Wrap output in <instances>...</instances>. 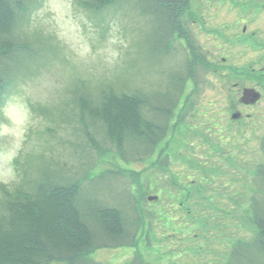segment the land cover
Instances as JSON below:
<instances>
[{
    "label": "rangeland",
    "instance_id": "rangeland-1",
    "mask_svg": "<svg viewBox=\"0 0 264 264\" xmlns=\"http://www.w3.org/2000/svg\"><path fill=\"white\" fill-rule=\"evenodd\" d=\"M186 1L161 51L153 42L158 29L137 0L99 11L77 0H26V53L3 59L4 81L16 86L0 108V187L12 191L43 169L64 179L85 175L84 195L138 223L130 247L90 255L100 264H229L241 241L258 242L252 199L264 203V0ZM175 81L184 82L177 92ZM102 88L169 96L166 132L175 137L143 161L123 162L102 133L88 132L71 100L75 89ZM243 88L262 99L244 108ZM237 111L242 118L231 120ZM86 133L97 134L105 151L98 155ZM167 153L168 166H160ZM183 186L190 199L178 207ZM201 243H210L207 252ZM251 256L263 264L253 249Z\"/></svg>",
    "mask_w": 264,
    "mask_h": 264
},
{
    "label": "trees",
    "instance_id": "trees-1",
    "mask_svg": "<svg viewBox=\"0 0 264 264\" xmlns=\"http://www.w3.org/2000/svg\"><path fill=\"white\" fill-rule=\"evenodd\" d=\"M25 1L0 0V108L10 88L16 86L12 78L4 81L9 72L3 65V59L7 55L11 59L21 53L24 55L28 46L20 39L21 10ZM137 1L142 13L149 16L158 29L156 34L153 28V42L162 51V47L167 46V35L173 30L172 18L185 9L187 1ZM112 2L115 0H77L80 6L92 11H99ZM34 6L35 3L27 16ZM178 82L175 81V92L183 85V81ZM74 91L71 100L77 106L84 127L88 132L93 127L95 133H102L123 162H140L155 153L165 137L168 119L172 115L174 101L170 98L167 101L169 96L163 99L162 96L139 91L111 88H102L94 94L90 90L83 93ZM97 134L86 133V137L99 155L105 149L95 138ZM166 162V158L159 157L160 166L167 167ZM258 174L260 184L264 185L263 171ZM86 179L85 175L64 179L43 169L36 177L28 179L27 184L12 191L0 187V264H100L90 258L94 251L130 246L137 232V220L130 222L121 208L102 205L93 197L84 195L82 185ZM185 191L183 186V201L178 203V207L190 199ZM252 200V208H256L253 210V222L258 242L250 247L249 243L241 241L243 244L236 247L229 264H254L252 249L256 255H261L264 264V207L258 208L264 203L262 201L258 205L256 199ZM156 214L162 216L159 212ZM199 218L208 220L206 216ZM129 225L133 226V232L127 229Z\"/></svg>",
    "mask_w": 264,
    "mask_h": 264
},
{
    "label": "water",
    "instance_id": "water-1",
    "mask_svg": "<svg viewBox=\"0 0 264 264\" xmlns=\"http://www.w3.org/2000/svg\"><path fill=\"white\" fill-rule=\"evenodd\" d=\"M260 95L253 89H244L241 97V102L244 104H254ZM237 114L233 115V118H237Z\"/></svg>",
    "mask_w": 264,
    "mask_h": 264
},
{
    "label": "flooded vegetation",
    "instance_id": "flooded-vegetation-1",
    "mask_svg": "<svg viewBox=\"0 0 264 264\" xmlns=\"http://www.w3.org/2000/svg\"><path fill=\"white\" fill-rule=\"evenodd\" d=\"M262 7H263V9H264V5L262 4ZM255 11H258V8H256L255 9ZM253 22V21H252ZM245 30V29H244ZM261 99H262V94H261ZM260 99V100H261ZM244 108H247V107H251V106H243ZM239 112V111H238ZM241 113V112H240ZM242 117V114H241V116H240V118ZM247 118L249 117V116H246Z\"/></svg>",
    "mask_w": 264,
    "mask_h": 264
},
{
    "label": "clouds",
    "instance_id": "clouds-1",
    "mask_svg": "<svg viewBox=\"0 0 264 264\" xmlns=\"http://www.w3.org/2000/svg\"><path fill=\"white\" fill-rule=\"evenodd\" d=\"M5 115H6V116L8 115V111H7V109H5ZM17 123H21V122H19V121H13V124H17Z\"/></svg>",
    "mask_w": 264,
    "mask_h": 264
}]
</instances>
